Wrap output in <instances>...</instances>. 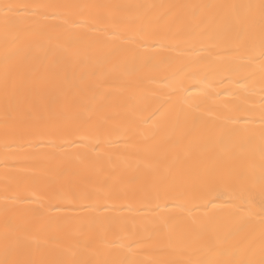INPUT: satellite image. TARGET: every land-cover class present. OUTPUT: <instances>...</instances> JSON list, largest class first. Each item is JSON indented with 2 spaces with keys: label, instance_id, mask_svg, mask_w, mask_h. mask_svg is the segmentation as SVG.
I'll return each instance as SVG.
<instances>
[{
  "label": "bare ground",
  "instance_id": "6f19581e",
  "mask_svg": "<svg viewBox=\"0 0 264 264\" xmlns=\"http://www.w3.org/2000/svg\"><path fill=\"white\" fill-rule=\"evenodd\" d=\"M2 3L106 7L49 9L61 16L28 17L25 24H38L41 31L15 45L0 15V260L201 264L235 258L243 249L258 264L262 226L255 178L264 165L259 62L228 71L234 54L209 55L193 35L200 29L192 9L182 6L260 0ZM240 12L252 18L258 42L259 8ZM112 49L115 55L105 60ZM180 85L200 106L177 123L175 102L188 94L177 91ZM173 105L172 115L160 119L158 109ZM228 115L251 119L233 122ZM247 136L253 137L250 150L242 160L230 158L223 141ZM233 167L248 169L252 179L202 185L179 202L155 198L158 180L174 178L179 185L196 182L210 168ZM246 187L253 188L251 212L233 203ZM208 200L213 203L205 207ZM6 218L22 237L7 254ZM224 249L234 256L221 255Z\"/></svg>",
  "mask_w": 264,
  "mask_h": 264
},
{
  "label": "snow or ice",
  "instance_id": "6c2138e0",
  "mask_svg": "<svg viewBox=\"0 0 264 264\" xmlns=\"http://www.w3.org/2000/svg\"><path fill=\"white\" fill-rule=\"evenodd\" d=\"M88 7H106V6H90V5H60V4H33V5H16L12 3H2L0 4V15L3 16V20L6 28H11L14 32V36L11 40L13 45L22 41L25 36L30 32H40L41 28L39 25H26L25 19L28 17H36L39 13L44 20L47 19L49 15L54 18L61 16L58 11L48 12L49 9H66V8H88ZM182 7H188L192 9V17L198 21L197 27L200 29L199 32H193V35L198 37L201 46L205 51L211 55L212 51H219L224 54L233 53L234 55L230 57L231 63L227 66L228 71H239L241 69H247L255 66L256 62H259V68L261 70V90L264 91V0H260L259 5L248 4V5H186ZM259 8L260 11V35L258 42L254 35L251 34V23L252 18L241 14L240 9H256ZM230 9L231 12H225L223 10ZM207 10V11H205ZM182 18H178L180 20ZM83 22V21H81ZM63 24H67V19L62 21ZM166 23V21H165ZM141 34L144 33L142 28ZM171 34V33H170ZM130 39L133 37H129ZM7 43V42H6ZM22 49H17L16 54L18 55ZM116 49H112L104 54L105 60L110 59L116 53ZM7 60V57H6ZM242 79H249L248 76H242ZM204 83V82H201ZM81 92H86L82 86ZM210 87V86H209ZM247 90V86H243ZM178 92L188 93L187 87L180 85L177 89ZM8 92V77L7 71L5 72V93L7 101ZM176 93H173L175 95ZM180 107V112L176 116L177 123L180 118L183 117L187 119L192 115V112L198 110L199 104L196 103L193 94L188 93L179 98L175 102ZM175 105L170 108H165L161 106L158 109L160 113V119L166 116L172 115ZM191 109V111H189ZM156 115V113H153ZM226 119L232 120L233 122L237 120L248 121L251 119L250 116H239L234 117L228 115ZM261 143L260 152L262 158H264V103L261 104ZM22 124L26 121H21ZM253 137H240L238 139H232L231 137L223 141L225 150L227 151L230 158L234 160H242L245 154L250 150L252 145ZM100 145L97 144L96 147ZM253 174L249 172L246 168H230L228 170H223L219 168H210L206 172L199 174L196 178V182H193L191 178L185 179L178 182L173 178L170 182L158 180L157 183L161 184V190L155 194L156 199H172L177 202L191 196L196 190H198L202 185L216 184V183H230L236 180H248L252 179ZM259 184V205H260V224L262 226L261 237V258L258 264H264V165L261 166L259 176L255 178ZM181 190H176L177 187ZM151 195V193H149ZM218 198V197H217ZM253 188L246 187L243 190H238L236 194V200L240 201L237 207L243 208L248 207L249 211L253 210ZM212 200H208L207 207L212 204ZM178 206L183 207V204L178 203ZM170 222L166 221L163 225L165 229L169 227ZM20 231L18 225L14 224L10 218L5 220V232H4V248L5 253L15 252L17 245L20 243L22 237L17 233ZM231 234V233H229ZM221 255L228 257L234 256V254L228 250L224 249ZM243 257V258H240ZM251 252L240 250L239 256H235L232 259H209L202 261L201 264H257L255 259L250 258ZM0 264H36L35 261L31 259L22 260H0ZM107 264V262H104Z\"/></svg>",
  "mask_w": 264,
  "mask_h": 264
}]
</instances>
